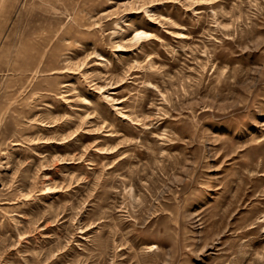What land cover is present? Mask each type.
Wrapping results in <instances>:
<instances>
[{"label": "rangeland", "instance_id": "1", "mask_svg": "<svg viewBox=\"0 0 264 264\" xmlns=\"http://www.w3.org/2000/svg\"><path fill=\"white\" fill-rule=\"evenodd\" d=\"M0 264H264V0H0Z\"/></svg>", "mask_w": 264, "mask_h": 264}]
</instances>
